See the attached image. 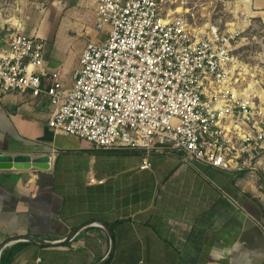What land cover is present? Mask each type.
Here are the masks:
<instances>
[{"label": "crops", "instance_id": "0c3cea01", "mask_svg": "<svg viewBox=\"0 0 264 264\" xmlns=\"http://www.w3.org/2000/svg\"><path fill=\"white\" fill-rule=\"evenodd\" d=\"M264 27V0H251ZM44 70L71 87L83 50L98 42L89 0L43 9ZM44 22V23H45ZM10 29V28H7ZM0 25V45L6 34ZM22 33V32H21ZM43 79V85H47ZM47 95L0 101V154L49 155V168L0 169V264H264V171L230 173L184 163L176 152L102 151L49 126ZM93 180V181H92ZM82 227L63 246L57 244ZM41 240V241H40Z\"/></svg>", "mask_w": 264, "mask_h": 264}, {"label": "built area", "instance_id": "2783aa9c", "mask_svg": "<svg viewBox=\"0 0 264 264\" xmlns=\"http://www.w3.org/2000/svg\"><path fill=\"white\" fill-rule=\"evenodd\" d=\"M239 1L250 11L251 0ZM175 2L89 0L100 40L83 50L71 87L45 72L44 39L7 29L0 101L47 95L56 134L144 151L142 170L151 153L176 152L187 164L264 171V79L237 53L253 17L237 9L232 23L197 25Z\"/></svg>", "mask_w": 264, "mask_h": 264}, {"label": "rangeland", "instance_id": "374dc122", "mask_svg": "<svg viewBox=\"0 0 264 264\" xmlns=\"http://www.w3.org/2000/svg\"><path fill=\"white\" fill-rule=\"evenodd\" d=\"M50 3L51 0H0V25L25 35L35 29L44 31L47 20L42 23V12ZM176 7H184L183 13L197 25L232 23L237 9L251 16L239 0H176L173 8ZM251 20V27L238 42L237 53L264 79V27L258 18Z\"/></svg>", "mask_w": 264, "mask_h": 264}, {"label": "water", "instance_id": "95a60500", "mask_svg": "<svg viewBox=\"0 0 264 264\" xmlns=\"http://www.w3.org/2000/svg\"><path fill=\"white\" fill-rule=\"evenodd\" d=\"M49 155H44L38 158H32L28 155H16V156H12L10 154H0V169H9V168H16V169H30V168H37V169H43L46 170L49 168ZM103 226L106 228V230L108 231L110 238H111V249L110 252L108 254V256L106 258H104L103 260H101L100 262H98L97 264H107V262L109 261V259L111 258L114 249H115V242L113 240V235H112V231L111 229L106 225L103 224ZM84 226H81L80 228L75 229L71 235L69 236V238H67L65 241L57 243V244H52V243H48V242H44L41 241L40 243L46 245V246H63L67 243H69L74 236L78 233V231ZM21 239H27L29 241H36L39 242L37 240H32V238H20V237H13V238H8L7 240H5L1 245H0V251L1 249L11 243V242H15V241H19Z\"/></svg>", "mask_w": 264, "mask_h": 264}, {"label": "trees", "instance_id": "16d2710c", "mask_svg": "<svg viewBox=\"0 0 264 264\" xmlns=\"http://www.w3.org/2000/svg\"><path fill=\"white\" fill-rule=\"evenodd\" d=\"M4 256V255H3ZM3 256H2V258H1V264H2V261H3ZM110 260V259H109ZM107 264H109V261L107 262Z\"/></svg>", "mask_w": 264, "mask_h": 264}]
</instances>
